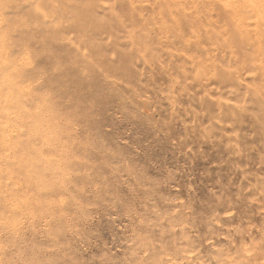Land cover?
<instances>
[{
  "label": "rangeland",
  "instance_id": "374dc122",
  "mask_svg": "<svg viewBox=\"0 0 264 264\" xmlns=\"http://www.w3.org/2000/svg\"><path fill=\"white\" fill-rule=\"evenodd\" d=\"M0 264H264V0H0Z\"/></svg>",
  "mask_w": 264,
  "mask_h": 264
},
{
  "label": "bare ground",
  "instance_id": "6f19581e",
  "mask_svg": "<svg viewBox=\"0 0 264 264\" xmlns=\"http://www.w3.org/2000/svg\"><path fill=\"white\" fill-rule=\"evenodd\" d=\"M63 6V5H62Z\"/></svg>",
  "mask_w": 264,
  "mask_h": 264
}]
</instances>
